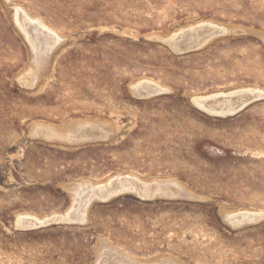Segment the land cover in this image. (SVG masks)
<instances>
[{
  "label": "rangeland",
  "instance_id": "rangeland-1",
  "mask_svg": "<svg viewBox=\"0 0 264 264\" xmlns=\"http://www.w3.org/2000/svg\"><path fill=\"white\" fill-rule=\"evenodd\" d=\"M16 9L59 39L49 52ZM195 26L207 40L175 52ZM143 80L163 93L139 98ZM247 89L264 95V0H0V264H264V219L228 220L264 214V96L224 117L194 103ZM120 176L141 195L60 218L81 184ZM37 217L59 221L21 225Z\"/></svg>",
  "mask_w": 264,
  "mask_h": 264
},
{
  "label": "bare ground",
  "instance_id": "bare-ground-1",
  "mask_svg": "<svg viewBox=\"0 0 264 264\" xmlns=\"http://www.w3.org/2000/svg\"><path fill=\"white\" fill-rule=\"evenodd\" d=\"M15 11H17V14H16V22L18 24V26L20 27V29L23 31L24 35H26L28 41L30 42V44L32 45L31 47H33V50L34 51H37L39 54L41 53H46L48 50L50 51L51 49V46H53V44H51V42L53 40H56V41H59V39L55 36L54 33H52L49 29H47V27L40 21H37V20H32L30 17H28L24 12H22L21 10L18 11V9H16ZM16 13V12H15ZM199 24H203V23H199ZM196 27V26H195ZM205 29H210V30H214L217 29L214 27H211V25H206V27H204ZM20 30V31H21ZM186 30V29H185ZM197 27L196 28H191L189 31H183L182 34L184 32H188L185 37L184 35H180V36H174L173 38H171V40L169 41L170 42V45L172 44L173 45V49H178V48H181L180 46V42H182V40H184V38H187V41L188 42H192V44L194 46L197 45L193 43V39L197 36V39H199L200 41H203V40H207L205 38H199V36L197 35V33L199 31H197ZM181 32V31H180ZM180 34V33H179ZM58 35V34H57ZM175 35V34H173ZM44 37V38H43ZM172 37V36H171ZM198 40V42L200 43V41ZM54 42V41H53ZM207 43L209 41H206ZM56 44V43H55ZM205 44V43H203ZM201 45V44H200ZM188 46V45H187ZM202 46V45H201ZM204 46V45H203ZM202 46V47H203ZM193 47V46H192ZM48 51V52H49ZM37 53V54H38ZM40 54V55H41ZM48 55V53L46 54ZM40 57V56H39ZM46 58V57H45ZM42 60V59H41ZM144 81V80H143ZM139 81V84H135V90L137 92H140V90H145L146 92H149V93H153V92H157V91H160L159 90V85H156L152 82H150L149 80L148 81ZM158 89V90H156ZM165 89V88H164ZM163 90V89H162ZM229 93V92H228ZM261 93V92H260ZM139 94V93H138ZM137 94V95H138ZM249 94V95H247ZM140 95V94H139ZM254 95H261L259 94V90H241V91H238V92H234L231 93V94H215L211 97H203V98H199L197 97L198 99L194 98V103L202 110H204L205 112L207 113H210L212 115H215V116H227L229 114H233L237 109L239 108H242L243 106L247 105V103L245 102H242L244 99L243 98H247L248 96L250 97H253ZM240 96V98H239ZM141 97V95L139 96ZM238 99V104H234L235 100ZM242 102V104H241ZM236 103V102H235ZM98 136V135H97ZM82 137V136H81ZM80 138V137H79ZM84 138V136H83ZM130 178H127V180H125L124 178H122L121 176L118 177V178H115V179H112L111 181L109 180L106 184L104 185H99V186H95V185H91V184H81L79 187H78V190L75 192V199H74V203L72 205L71 210L69 212V214H67L66 216L63 215L62 217L60 218H67V219H70L73 215V211L76 210V211H80V219L82 220L83 218H85V215L87 214L88 210L85 208L83 210V207L86 203H88V201L90 199H93V197L96 195H100L101 193L103 192H110V190H112L113 188V185L115 183V181L119 180V182L122 184V190H131L133 192H136L138 195H141V193L138 191V183L140 182H137V180L134 181V178L133 180H129ZM156 183V182H155ZM159 183V182H158ZM161 183V182H160ZM103 184V183H101ZM135 184V185H133ZM168 184V183H167ZM143 185H144V182H143ZM83 186H86V188H82ZM87 186H91L92 188H88ZM178 187V186H177ZM159 191V190H158ZM156 193V191H155ZM158 193V192H157ZM156 195V194H155ZM169 196V195H168ZM149 197H151L149 195ZM167 197V196H166ZM170 198V196H169ZM177 198V197H176ZM88 208V207H87ZM69 211V210H68ZM239 212V211H238ZM250 212V211H248ZM68 213V212H67ZM258 212H256L255 214H247L245 213H235L234 215H230V218L231 219H234V220H239V219H244V218H247V219H250L252 217H259V216H262L264 215L263 213H260V214H257ZM66 214V213H65ZM27 217V216H26ZM57 217V216H56ZM58 217V218H59ZM87 217V216H86ZM38 218V217H37ZM55 218V217H54ZM41 219V218H40ZM44 219V218H43ZM50 220V219H49ZM51 220H52V217H51ZM56 220V218L54 219ZM20 220H18V223H19ZM21 225H29V222L30 223H35L36 224H41L44 222V220H39L38 219H22L21 221ZM76 224V223H75ZM249 224V223H248ZM48 226V225H46ZM109 249V248H108ZM111 251V250H110ZM114 252V251H113ZM114 253H117L116 251ZM118 255V254H117ZM122 255V254H121ZM120 256V255H118ZM117 256V257H118ZM125 256V255H124ZM102 257V256H101ZM123 257V256H122ZM127 257V256H126ZM121 258L118 257V260H120ZM125 259V258H124ZM124 259L123 262H124ZM130 260V258H128ZM115 260H117V258H115ZM117 260V261H118ZM127 260V259H126ZM116 261V262H117ZM128 261V260H127ZM131 261V260H130ZM133 261V260H132ZM120 262V261H118ZM114 263V262H113ZM126 263V262H125ZM134 263V261H133ZM137 263V261H136ZM140 263V262H139ZM129 264V263H128Z\"/></svg>",
  "mask_w": 264,
  "mask_h": 264
},
{
  "label": "water",
  "instance_id": "water-1",
  "mask_svg": "<svg viewBox=\"0 0 264 264\" xmlns=\"http://www.w3.org/2000/svg\"><path fill=\"white\" fill-rule=\"evenodd\" d=\"M170 41V40H169ZM168 41V43L170 44V42ZM175 52H177V53H180V54H182V53H187V52H190V51H194V50H196V49H173ZM156 90H158V89H156ZM133 91L134 92H137L135 89H133ZM140 95H141V97H139V98H141V99H149V98H152V97H154V96H157V95H160V94H162L163 93V91L161 92V91H157V92H153V93H149V92H146L145 90H140V92H138ZM264 95H254L253 97H250V96H248L247 98H243L246 102L245 103H247V104H249V103H251V102H253V101H256L257 99H259L260 97H263ZM248 100V101H247ZM241 104H242V102H241ZM247 105H245V107H246ZM244 108V106L242 107V108H239V109H237L233 114H229V115H235L236 113H238V112H240L242 109ZM228 116V115H227ZM98 133V132H97ZM99 134V133H98ZM111 136H110V133L108 134V136L107 137H102V136H100V135H98L97 137H92V138H85V139H81V140H79L80 141V143H83V142H86V143H90V142H93V143H96V142H103V141H106V140H108L109 138H110ZM113 189L112 190H110V192H103V193H101L100 195H95L94 197H93V199H90L89 201H88V203H86L85 205H84V207H83V210L85 209V208H87V207H89L91 204H93L95 201H101V202H107V201H110V200H112V199H114V198H116V197H119V196H121V195H123V194H127V193H130V192H133V191H131V190H122L121 188H122V184L119 182V180H117V181H115V183H114V185H113V187H112ZM136 193V192H135ZM137 194V193H136ZM157 195H159V196H168V194H162V193H158ZM72 217L70 218V219H67L65 222L66 223H69V224H71V223H77V224H83L84 223V221H82L81 219H80V217H79V215H80V211H76V210H74L73 211V213H72ZM262 219H264V215H262V216H259V217H252V218H250V219H247V218H244V219H239V220H234V219H231L230 217L228 218V220H229V222L231 223V226L232 227H234V228H238V227H241V226H243V225H245V224H248V223H255V222H258L259 220H262ZM53 221H55V222H58L59 220L57 219V220H48V221H44L43 223H41V224H38L37 225V227H33V228H40V227H44V226H46L47 224H50L51 222H53ZM22 227V226H21ZM23 228L24 229H27V228H29V227H26L25 225L23 226Z\"/></svg>",
  "mask_w": 264,
  "mask_h": 264
}]
</instances>
